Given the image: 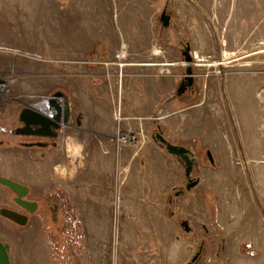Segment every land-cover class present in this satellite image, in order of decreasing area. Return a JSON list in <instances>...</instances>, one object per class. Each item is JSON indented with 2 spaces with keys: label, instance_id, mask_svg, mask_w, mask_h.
Masks as SVG:
<instances>
[{
  "label": "rangeland",
  "instance_id": "rangeland-1",
  "mask_svg": "<svg viewBox=\"0 0 264 264\" xmlns=\"http://www.w3.org/2000/svg\"><path fill=\"white\" fill-rule=\"evenodd\" d=\"M262 41L264 0H0V173L53 205L25 226L0 216L11 263L185 264L200 251L194 264H264ZM189 64L195 84L178 96ZM57 90L85 123L56 146L21 145L17 110ZM128 130L135 141L118 144ZM159 130L195 153L192 190L176 195L185 170Z\"/></svg>",
  "mask_w": 264,
  "mask_h": 264
},
{
  "label": "water",
  "instance_id": "water-1",
  "mask_svg": "<svg viewBox=\"0 0 264 264\" xmlns=\"http://www.w3.org/2000/svg\"><path fill=\"white\" fill-rule=\"evenodd\" d=\"M160 20L164 27L169 25L170 15L167 14L166 10L161 13ZM191 46L189 43L186 44L183 54L187 62L192 61ZM195 84V76L193 73V67L189 64L186 68V74L183 80L180 82L177 88V95L181 96L187 91L191 90ZM46 102L48 114L37 110L31 106H24L19 113V120L24 124L21 129H16L15 134H33L48 138H58L62 126H69L72 123V102L69 96L63 91L57 90L53 92L45 101L39 102L43 105ZM45 108V106H44ZM77 124L80 125V115H77ZM32 131H28V130ZM154 140L163 147L169 154L175 156L183 165L185 170L186 182L184 187H180L176 191V195L182 194L186 191H190L195 188L199 183V177L195 176V171L198 170L199 161L195 156V153L187 146L171 142L160 130L154 134ZM56 146L57 141L51 143ZM29 146H48V142H36L27 143ZM210 161L214 163L211 152L207 151ZM0 184L10 188L12 191L17 192L19 196H25L29 192V186L23 184L15 179L0 175ZM32 204L31 207L28 205ZM21 205L26 207L29 213H34L37 210L38 203L28 200H22ZM0 215L10 219L19 225H26L29 216L19 211L8 207L0 208ZM187 220L182 221V225L186 231H190ZM200 257V251H198L190 261L185 264H194ZM0 264H12L10 257V244L7 242L0 241Z\"/></svg>",
  "mask_w": 264,
  "mask_h": 264
},
{
  "label": "flooded vegetation",
  "instance_id": "flooded-vegetation-1",
  "mask_svg": "<svg viewBox=\"0 0 264 264\" xmlns=\"http://www.w3.org/2000/svg\"><path fill=\"white\" fill-rule=\"evenodd\" d=\"M261 43H264V41H262ZM47 98H44L43 100L45 101ZM39 102H41V101L35 102L34 104L24 103L23 106L20 109H18L17 112H16V118L14 119V121H15L14 126L9 129V132L10 133L14 134L15 136H19V137H22L23 138V140H20L19 141L20 144L23 145V146L33 147V146H36V145L29 146V145H27V143H36V142H48L49 144H51V143L57 141V139H58V138L42 137V136L33 135V134L25 135V134H15L14 133V131L16 129H21L22 127H24V124L19 120V113H20L21 109L25 105L26 106H31V107H33V108H35L37 110H41L42 112L48 114V111H47L48 109L46 107L44 108L43 105H40ZM73 114L74 113H72V118L76 120V124H77V115L75 116ZM73 119H72V121H73ZM62 127L63 128L60 130V132L63 129H65L66 127H68V126H62ZM3 131H6V130H3ZM28 131H32V130L29 129ZM4 142H5V140H0V145H3ZM0 175H3V176H6V177H9V178L14 179L13 177H11L9 175H6V174H3V173H0ZM23 184H26V183H23ZM0 186H2L4 189H6V192L8 193L7 196L10 197V199L12 200V204H5L3 206H0V208H2V207H8V208L14 209L16 211H19V212H21V213H23L25 215H28L29 216V220H30L32 214H39L41 212H44L45 213V212H47L49 210L48 208H50L51 206H53V205H49L48 202L46 201V199H45L46 202L45 201L40 202L41 200H40L39 197H37V198L33 197L32 196V189H31V187L29 185H28L29 186V192L25 196H19V194L17 192L12 191L10 188H8V187H6L4 185H1L0 184ZM24 199L25 200H28V201H32V202H37L38 203L36 212L29 213V211L27 210V208L21 205V201L24 200ZM52 204H54V206L57 207V203H52ZM28 206L31 207L32 204H29ZM0 216L3 217L8 222L14 224V225H17V226H25V225H19L18 223L14 222V221H12L10 219H7L6 217H4L2 215H0ZM29 220H28L27 224L29 223ZM0 241H2V240H0ZM3 242H5V241H3Z\"/></svg>",
  "mask_w": 264,
  "mask_h": 264
},
{
  "label": "built area",
  "instance_id": "built-area-1",
  "mask_svg": "<svg viewBox=\"0 0 264 264\" xmlns=\"http://www.w3.org/2000/svg\"><path fill=\"white\" fill-rule=\"evenodd\" d=\"M4 84L5 83L0 82V87H4ZM135 139V134L132 132V130H128L125 132L119 131L116 136V141L120 145L130 144L131 142L135 141Z\"/></svg>",
  "mask_w": 264,
  "mask_h": 264
},
{
  "label": "crops",
  "instance_id": "crops-1",
  "mask_svg": "<svg viewBox=\"0 0 264 264\" xmlns=\"http://www.w3.org/2000/svg\"><path fill=\"white\" fill-rule=\"evenodd\" d=\"M16 112V111H15ZM78 115H80V125L77 124L78 127H81L85 121H86V116L83 114V112H78ZM167 152V151H166ZM168 153V152H167ZM169 154V153H168ZM171 155V154H170Z\"/></svg>",
  "mask_w": 264,
  "mask_h": 264
},
{
  "label": "bare ground",
  "instance_id": "bare-ground-1",
  "mask_svg": "<svg viewBox=\"0 0 264 264\" xmlns=\"http://www.w3.org/2000/svg\"><path fill=\"white\" fill-rule=\"evenodd\" d=\"M43 106L47 107L46 102L43 104ZM48 111V110H47Z\"/></svg>",
  "mask_w": 264,
  "mask_h": 264
}]
</instances>
